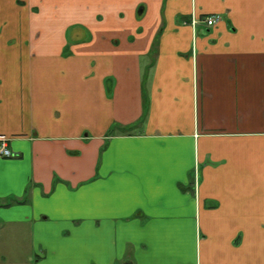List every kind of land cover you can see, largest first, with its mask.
Masks as SVG:
<instances>
[{"label": "crops", "instance_id": "crops-1", "mask_svg": "<svg viewBox=\"0 0 264 264\" xmlns=\"http://www.w3.org/2000/svg\"><path fill=\"white\" fill-rule=\"evenodd\" d=\"M0 136V264H264V0H0Z\"/></svg>", "mask_w": 264, "mask_h": 264}, {"label": "built area", "instance_id": "built-area-1", "mask_svg": "<svg viewBox=\"0 0 264 264\" xmlns=\"http://www.w3.org/2000/svg\"><path fill=\"white\" fill-rule=\"evenodd\" d=\"M220 19H221V15L219 14L208 15L201 19L193 17L190 21V25L192 27H195V25L201 23L206 28H212L220 21ZM0 156L4 158H11L14 156L13 153L9 150L7 139L4 136H0ZM198 184H199V173L196 169L193 175V188L195 193L197 191Z\"/></svg>", "mask_w": 264, "mask_h": 264}, {"label": "trees", "instance_id": "trees-1", "mask_svg": "<svg viewBox=\"0 0 264 264\" xmlns=\"http://www.w3.org/2000/svg\"><path fill=\"white\" fill-rule=\"evenodd\" d=\"M157 41H158V36H156L155 40H154V47L157 45ZM134 128V126H128V127H122L120 125H114L113 129L110 131L109 134H113L114 130L119 131L122 134L125 133H130V131Z\"/></svg>", "mask_w": 264, "mask_h": 264}, {"label": "rangeland", "instance_id": "rangeland-1", "mask_svg": "<svg viewBox=\"0 0 264 264\" xmlns=\"http://www.w3.org/2000/svg\"><path fill=\"white\" fill-rule=\"evenodd\" d=\"M4 238H7V236L6 237H4ZM7 242H9V240L7 241ZM19 242H20V239L18 238V240H17V245H19ZM1 247H10V246H7V243H4V245L3 246H1Z\"/></svg>", "mask_w": 264, "mask_h": 264}]
</instances>
